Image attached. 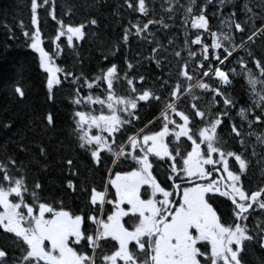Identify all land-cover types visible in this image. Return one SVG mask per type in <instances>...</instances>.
I'll return each instance as SVG.
<instances>
[{"label": "snow or ice", "instance_id": "1", "mask_svg": "<svg viewBox=\"0 0 264 264\" xmlns=\"http://www.w3.org/2000/svg\"><path fill=\"white\" fill-rule=\"evenodd\" d=\"M211 2L197 6L196 0H191L187 6L180 5L184 8L183 26L190 24L196 34L189 41L186 33L184 46L171 52L179 61L175 79L161 76L150 81L137 71L139 60L133 64L125 59L120 67L104 55L107 66L92 77L56 65L55 58L63 49L59 43L51 52L45 49L37 15V9L50 0H42V4L31 0L34 28L23 35L28 47L39 53V65L47 73L48 100H54V91L65 81L76 86L72 103L77 108L73 112L77 147L90 155L95 166L104 162L105 155L113 166L129 158L135 166L115 172L108 168L109 179L103 189L89 190V210L73 212L63 200L41 196L45 189L39 179L28 182L29 166L37 163L47 169L50 152L44 142L24 143L21 136L17 152L25 153L27 162L7 152L0 158V264H245L243 253L248 244L264 249V220L254 218L251 226L248 223L257 210L264 214V185L246 189L242 179L251 158L258 155L256 145L264 148V131L255 132L256 127H264V52L257 54L251 47L256 38L264 40V19L259 27L249 28L248 20L257 13L246 2L243 9L251 15L248 20H237L234 6L221 20L229 31L218 36L211 31L205 14ZM178 3L169 0L167 11L174 12ZM226 3L232 0H219V10ZM124 4L145 16L149 13L146 0H124ZM51 5L49 15L58 25L53 40L65 37L69 48H75L74 40L85 39L87 26L98 24L95 18L65 24L56 16L54 0ZM257 7L264 9V0ZM156 23L169 27L163 20L153 19L132 27L139 36ZM204 32L211 36V43L204 42ZM129 33L130 29H124L125 44ZM149 43L155 46L145 59L158 68L170 63L166 45L155 39ZM173 43L168 40V45ZM190 45H200L199 51ZM118 50L119 44L111 55ZM185 51L187 59L182 56ZM240 51L246 57L240 56ZM233 58L236 66L229 67ZM238 76L246 81L253 98L249 107L239 108V126L229 117L236 104L227 92ZM121 84L126 86L124 93L117 91ZM94 89H102V95H95ZM13 91L19 98L26 95L18 82ZM205 95L210 99L201 104ZM142 102L156 105L158 115L117 142V135H126V130L141 120ZM84 107L88 111L79 110ZM54 123V114L48 112L45 126L51 128ZM0 127L11 129L13 125L9 122ZM225 134L229 140L224 139ZM252 136L255 143L249 145ZM259 155L257 163H264V152ZM154 160L156 167L167 165L163 182L153 174ZM62 163L69 175L78 178L72 158L65 157ZM109 186L115 189L112 200L107 199ZM144 186L151 189L150 194L145 189L146 199L141 194ZM66 188L77 191L74 179L67 180ZM217 196L230 201L227 216L218 211ZM106 203L112 207L109 213L104 210ZM125 217L135 223L126 225ZM109 238L115 244L105 250Z\"/></svg>", "mask_w": 264, "mask_h": 264}, {"label": "trees", "instance_id": "2", "mask_svg": "<svg viewBox=\"0 0 264 264\" xmlns=\"http://www.w3.org/2000/svg\"><path fill=\"white\" fill-rule=\"evenodd\" d=\"M54 2L56 16L58 19H63L65 24L75 25L87 22L91 18L98 21L97 25L86 27L87 35L84 40H74L75 48H69L65 37H62L60 41L53 40L58 25L49 15L52 9L51 0L48 5L37 9L45 49L53 51L56 43H59L63 49V53L55 58L56 65L77 74L83 73L88 77L98 75L99 70L107 66L104 55H108L109 60L120 67L124 66L125 59L133 64L139 60L137 71L147 75L150 81H155L157 77L161 76L165 79L169 77L175 79L179 61L171 55V52L173 48L180 50L184 46L186 33L189 41L196 34V30L191 29L190 24L187 27L182 24L184 8L180 5L187 6L191 0H179L174 12L167 11L169 0H146L149 6L147 16L128 9L124 0H54ZM205 2L206 0H196V5L200 6ZM246 2L257 13L253 20H248V16L251 14L246 13L243 9ZM38 3L42 4V0H38ZM259 3L260 0H232V3H226L223 9L219 10V0H212L205 13L208 16L211 31L216 32L218 36L221 31H229L227 26L221 24V20L233 10L234 6L237 11V20H248L249 28L253 25L259 27L261 20L264 19V9L257 7ZM31 16V0H0V124L10 122L13 125L11 129L0 127V158L7 152L15 154L18 160L27 162L29 157L25 153L17 152L16 142L20 141L21 136L24 137V143L44 142L50 152L47 161L48 168L42 169L37 163L31 164L28 170V182L31 184L34 179H39L45 189L40 193L41 196L49 200H63L66 208L73 212L88 211L89 190L91 187L102 190L103 186L107 184L106 170L112 167L111 158L109 155H105L104 162L100 166H95L90 155L77 147L73 133V112L77 110L72 103L76 87L74 84L65 81L58 90L54 91V100L47 99V73L39 65V53L28 47L29 41L23 35L25 30L31 32L34 28L31 24ZM148 19L163 20L164 24H168L169 27L165 28L163 24L156 23L149 25L145 33L137 36L132 25L139 22L142 26ZM21 23L23 27H21ZM126 28L130 29V33L125 44L122 41V36ZM148 33H152V35ZM153 39L168 47L170 63L166 62L160 68L154 62L145 59L149 56L152 47L155 46L149 43ZM169 39L174 41L172 45H168ZM203 39L205 43H211L212 38L207 32H204ZM236 43H239L238 33H236ZM117 44H119V50L115 51V55H111ZM190 46L194 51L200 49V45ZM251 47L257 54L264 52V40L256 38ZM239 55L246 57L244 51H240ZM182 56L187 59V52H182ZM189 66L190 68L192 66L191 60H189ZM228 66H236L234 58ZM248 67L252 68L251 63ZM17 82L26 92L23 98H19L13 91ZM125 87L124 84H121L117 91L124 93ZM227 92L236 104V107L229 112V117L231 122H235L239 126L241 122L238 115L239 108L249 107L253 98L249 95L246 81L241 76L233 80L232 86L227 89ZM85 94H87L86 91ZM94 94L102 95V89H94ZM209 99L205 95L201 104H207ZM96 107L99 109V106ZM79 110L88 111L86 107ZM48 112H52L55 118L54 126L51 128L44 124V117ZM138 115L141 120L135 124L134 128L127 129L126 135H117V142L126 140L127 134L143 127L148 120L158 115L157 106L154 104L143 105L142 102ZM228 122L225 121L226 124ZM244 127L247 130L246 123ZM153 130L156 129L153 128ZM261 131H264V127L255 128V132ZM226 132L227 129H225ZM224 139L229 140V137L226 135ZM229 143L232 144L231 141ZM248 143L249 145L255 143V136L250 137ZM233 150L238 151L239 149L234 147ZM250 152L251 148L249 147ZM256 152L258 153L257 157L251 158V164L245 176L242 177L246 189L254 190L258 186L264 185V163H257V160L260 159L259 154L264 152V148L257 144ZM65 157L73 159L76 170L79 172L78 178L72 177L67 172L62 163ZM125 161L123 159L118 161L113 167V172L123 171L122 165L126 164ZM153 163L154 175L163 182L167 165L162 164V166L156 167L155 160ZM68 179H74L76 182V192L66 188ZM111 190L112 187L109 186L108 200L114 198ZM106 205L104 210L109 212L112 207L107 203ZM223 210L228 214L229 206L226 205ZM254 218L264 220V214L257 210L250 215L249 226L254 223ZM243 258L245 264H264V249L256 244H248Z\"/></svg>", "mask_w": 264, "mask_h": 264}, {"label": "flooded vegetation", "instance_id": "3", "mask_svg": "<svg viewBox=\"0 0 264 264\" xmlns=\"http://www.w3.org/2000/svg\"><path fill=\"white\" fill-rule=\"evenodd\" d=\"M133 163H131V162H126V164H124V165H122L123 166V171H127V170H130L131 169V167H133ZM121 166V165H120ZM126 169V170H125ZM154 174V173H153ZM145 189H147V192H148V194H150V191H151V189L148 187V186H144V187H142V189H141V194H142V197L143 198H147V194L145 193ZM111 192H112V194L114 195V192H115V190H111ZM112 199H114V198H112ZM216 205H218V211L219 212H221V213H223L225 216H227L228 214L223 210L224 209V207H226V205H230V201H228L226 198H224V197H216ZM111 210H112V208H111ZM110 210V211H111ZM109 211V212H110ZM109 212H106V213H109ZM124 220H125V223H126V225H128V224H132V223H135V221L134 220H130V219H128L127 217H125L124 218ZM134 243V242H133ZM115 244V241H112L110 238H109V242L107 243V244H104L103 245V247L105 248V250H108V249H110L113 245ZM129 247L130 248H132L133 247V245L132 244H130L129 245ZM97 255H99V253H97Z\"/></svg>", "mask_w": 264, "mask_h": 264}, {"label": "rangeland", "instance_id": "4", "mask_svg": "<svg viewBox=\"0 0 264 264\" xmlns=\"http://www.w3.org/2000/svg\"><path fill=\"white\" fill-rule=\"evenodd\" d=\"M62 38V37H61ZM56 64V63H55ZM95 129L93 130V133L95 134ZM126 162H131V163H133L134 164V162L133 161H131V159L129 158V159H127L126 160ZM135 166V164L133 165V167ZM230 166H231V161H230ZM233 170H235V168H233ZM112 190H115L113 187H112Z\"/></svg>", "mask_w": 264, "mask_h": 264}, {"label": "bare ground", "instance_id": "5", "mask_svg": "<svg viewBox=\"0 0 264 264\" xmlns=\"http://www.w3.org/2000/svg\"><path fill=\"white\" fill-rule=\"evenodd\" d=\"M225 136H226V135H225ZM225 136H224V137H225ZM226 139H227V138H226ZM226 139H225V140H226ZM231 143H232V142H231ZM125 162H126V161H125ZM120 170H121V169H120ZM164 180H165V179H164ZM106 207H107V205H106ZM108 211H109V210H108Z\"/></svg>", "mask_w": 264, "mask_h": 264}]
</instances>
